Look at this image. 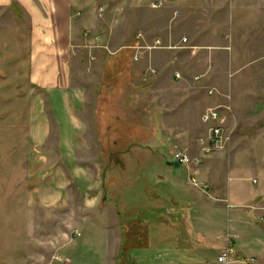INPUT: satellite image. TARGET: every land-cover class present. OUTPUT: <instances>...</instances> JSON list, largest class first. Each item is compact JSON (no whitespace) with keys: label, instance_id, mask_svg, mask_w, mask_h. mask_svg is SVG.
I'll list each match as a JSON object with an SVG mask.
<instances>
[{"label":"crops","instance_id":"crops-1","mask_svg":"<svg viewBox=\"0 0 264 264\" xmlns=\"http://www.w3.org/2000/svg\"><path fill=\"white\" fill-rule=\"evenodd\" d=\"M116 4L0 0V202L7 198L4 189L11 188L20 196L8 202L24 206L19 226H0V251H7L0 264H9L4 259L10 250L12 264L31 259L20 245L10 249L4 237H15L18 245L21 236L30 235V227L24 233L22 226L35 215L68 210L72 217L79 213L83 222L74 237L69 228L61 232L63 241L47 264H88L76 262L81 261L77 238L83 229L96 232L98 264H119L125 237L121 228L118 233L109 225L114 200L101 203L102 192L79 157L89 107L85 72L100 65L105 52L115 56L158 39L176 48L158 50L153 64L150 57L141 58L129 76L146 82L154 76L151 70L160 74L158 124L167 140L178 139L177 125L187 123L179 96L169 99V89L178 84L201 89L190 120L198 128L182 131L202 141L189 150L202 162L205 198L193 202L190 215L229 217L219 242H214L218 232L209 228L198 230L197 244L221 253L233 241L240 262L264 264V5L256 0H174L154 10L143 0H126L118 15ZM175 13L179 17L173 20ZM139 64L146 71L139 73ZM214 89L218 93L211 94ZM219 106L230 107L224 113L231 126L237 125L234 144L223 153H206L210 132L202 115ZM4 124L13 127L3 129ZM194 168L190 182L198 177Z\"/></svg>","mask_w":264,"mask_h":264},{"label":"rangeland","instance_id":"rangeland-1","mask_svg":"<svg viewBox=\"0 0 264 264\" xmlns=\"http://www.w3.org/2000/svg\"><path fill=\"white\" fill-rule=\"evenodd\" d=\"M115 1L118 15H121L126 0ZM151 1L143 0L149 6ZM256 1L264 5V0ZM157 51L146 52L142 58L148 56L150 64L156 63ZM134 53V49H122L115 56L105 52L100 55L101 64L85 72L89 107L85 140L79 153L91 173L96 189L102 192L101 203L109 197L114 200L111 208L120 214L113 215L115 211L111 212L110 228L119 233L120 228L123 231L124 227H128L119 264H219L218 256L222 252L210 253L204 250V245L197 244L196 233L198 230L215 228L218 233L214 242H219L217 237L225 234L228 215H190L193 202L205 198L201 192L204 182L199 179L202 162L200 168L195 162L178 169L170 165L177 151L190 153L194 161L199 156L189 148L202 145V141L187 138L188 135L182 131L191 127L198 128L190 120L195 119L196 115L194 97L202 91L200 89L198 92L196 86L181 84L169 89V99L173 94L179 96L182 115L187 123L177 125L181 131L178 139L163 138L158 124L160 113L157 86L160 74L148 77L146 82L140 76L137 79L131 78L129 72L133 64L138 63L133 59ZM136 68L139 73H143L146 66L139 64ZM231 125L226 120L227 131L232 132L230 141L226 142L221 151L213 153H223L232 148L237 125ZM9 127L13 125H3V129ZM192 166L197 169L196 180L202 186L195 187L190 182ZM4 192L7 198L0 202V226L3 223L5 228L17 227L22 222L20 215H24V206L20 203L13 205L8 201L20 194L15 195L11 188H5ZM39 214L27 226H22L24 233L30 227V235L21 236L20 244H16L18 240L13 236L4 237L6 243L10 239V249H17L19 245L25 249L31 259L22 261L31 264H47L50 255L56 254L63 241L61 232L69 228L70 235L74 237V230L83 222L79 213L75 217L71 216L75 215L73 210L62 213L54 211L50 215ZM143 231L147 232L146 238L142 239L140 235ZM96 239L94 230H82L81 236L77 238L81 242L78 248L81 261L77 263L98 264L100 257L96 255L99 247ZM6 252L0 251V255L5 256ZM9 255L4 260L12 264Z\"/></svg>","mask_w":264,"mask_h":264},{"label":"built area","instance_id":"built-area-1","mask_svg":"<svg viewBox=\"0 0 264 264\" xmlns=\"http://www.w3.org/2000/svg\"><path fill=\"white\" fill-rule=\"evenodd\" d=\"M174 0H156L151 4V8L154 10H159L167 7L170 5ZM104 10H100V15L103 16ZM179 17L178 13L174 14L173 20ZM140 40H144L142 35L138 37ZM186 46L188 44V40L184 39L182 45ZM176 47L169 46L166 47L161 40H156L153 45H148L146 43L142 45H138L134 48V61L139 62L144 53L150 52L152 50H162V49H174ZM94 59L92 58V61ZM151 74L156 75L157 72L155 70H151ZM177 79H181L180 74H176ZM199 81V78L196 79ZM211 94L218 93L217 89L211 90ZM230 111V107L228 106H219V107H212L206 110L202 115V123L209 127L210 132V144L207 149H205L206 153H212L215 151H221L224 148L226 142L230 141V137L232 136V132L227 131L226 129V114L224 111ZM229 136V137H228ZM174 162H179L182 165L190 166V164L194 163L196 165L200 164V160L196 159L195 161L188 155L186 152L177 151L173 154ZM196 174V172H195ZM192 184L195 186H202L200 185L195 177H192L191 180ZM219 264H244L239 261L236 247L233 241H230L229 246L222 252L220 257L218 258Z\"/></svg>","mask_w":264,"mask_h":264},{"label":"trees","instance_id":"trees-1","mask_svg":"<svg viewBox=\"0 0 264 264\" xmlns=\"http://www.w3.org/2000/svg\"><path fill=\"white\" fill-rule=\"evenodd\" d=\"M147 227H148V224L146 225V226H144V229L146 230L147 229ZM126 230H127V232H128V227H124V229H123V232H124V236H125V234H127V232H126ZM146 232L147 231H145V233H144V231H143V234L142 235H140L141 237L140 238H146ZM123 251H124V247L122 248V254H123ZM122 254H121V256H122ZM120 259H121V257H120ZM119 259V260H120Z\"/></svg>","mask_w":264,"mask_h":264},{"label":"water","instance_id":"water-1","mask_svg":"<svg viewBox=\"0 0 264 264\" xmlns=\"http://www.w3.org/2000/svg\"><path fill=\"white\" fill-rule=\"evenodd\" d=\"M171 166H173L175 169H178L181 167V164L179 162H173V163H170Z\"/></svg>","mask_w":264,"mask_h":264}]
</instances>
